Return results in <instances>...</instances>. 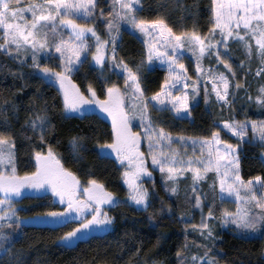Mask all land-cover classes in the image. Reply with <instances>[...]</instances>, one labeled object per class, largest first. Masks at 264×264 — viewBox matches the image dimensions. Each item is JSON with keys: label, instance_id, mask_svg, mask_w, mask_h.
I'll list each match as a JSON object with an SVG mask.
<instances>
[{"label": "snow or ice", "instance_id": "obj_1", "mask_svg": "<svg viewBox=\"0 0 264 264\" xmlns=\"http://www.w3.org/2000/svg\"><path fill=\"white\" fill-rule=\"evenodd\" d=\"M98 3L99 0H0V55L15 65L0 63V71L21 80L20 88L13 86L14 95L28 87L25 81L30 77L57 86L60 115L65 118L74 114L82 117L95 106L107 113L112 122V139L103 143L97 140L92 150L100 159L108 158L107 150L115 153L123 168L120 176L126 196L121 198L109 190L103 180L91 174V166L85 185L64 166L49 142L51 133L57 129L52 122L57 97H52L49 103L42 99L43 91L37 88L29 97L26 105L29 111L19 131L13 129L9 110L18 121L20 104L10 98L0 101V264H26L21 259L23 250L13 249L23 235L22 225L27 226L26 222L37 217L57 227L74 224L56 238L58 247L71 248L88 239L91 233L106 231L115 223V216L107 209L127 204L138 211L147 210L155 195L152 169L160 172L165 193L176 197L180 195V179H188L186 173L190 174V184L184 191L189 210L179 211L176 219L189 220L196 210L201 216L198 224L191 227L184 224L185 243L176 253L181 264H219L210 255L221 239L215 234V222L221 228H231L232 235L239 239H264V82L257 85L254 97L247 92L253 58L258 60L254 75L264 76V0H210L205 9L206 32L198 27L197 0L192 4L174 0V6L181 11L177 18L181 24L179 31L169 20L167 0H156L155 4H147L146 0H107L108 10L100 8L97 12ZM144 12L155 14L141 15ZM185 16L192 17L190 28L183 26ZM122 30L143 37L145 50L139 61L129 63L118 57ZM233 43L242 49L247 65L241 59L233 66L230 59ZM186 53L195 62V80L188 75ZM206 58H214L216 64L205 66ZM50 62L57 66L52 67ZM158 63L166 68L164 78L155 91L149 92L147 73L154 71ZM221 64L225 71L218 70ZM25 68L29 70L27 73ZM81 69H85V79L89 73L95 76L103 98L92 82L86 83L82 91L72 80V74ZM113 74L117 79H112ZM241 89L246 92V100L261 110L257 118L248 116L247 109L243 119L236 118L235 97ZM201 91L206 110L214 95L221 111L231 110L230 117L220 119L213 115L217 127L210 136H174L162 126L163 114H171L175 119H194L193 109L200 104ZM154 112L161 115L154 116ZM137 119L138 130L133 131ZM221 128L231 133L236 142L221 139ZM92 138L83 130L69 136L74 161L84 160V153L89 151L87 141ZM142 140L147 144L146 152L141 151ZM174 141L180 147L174 146ZM189 141L192 154L187 150ZM245 143L261 146L258 157L261 171L247 179L242 174ZM21 151H27L34 162V169L22 174L18 170ZM209 174H213L210 181ZM144 179L153 180L151 191L142 183ZM205 183L207 188L203 187ZM48 190L59 198L61 207L33 215L19 214L17 198L26 193L46 194ZM158 199L157 211L172 216L173 205L163 197ZM226 201L234 203L235 209L222 207ZM176 207L179 208V202ZM148 220L154 221L155 217L150 214ZM189 231L199 233L204 241L191 242L204 249L202 254L192 252L184 256L182 249L189 248ZM139 254L140 248L136 247L133 255ZM260 256L264 259V246ZM102 264L111 262L105 260ZM129 264L147 261L130 259ZM151 264L163 261L152 259Z\"/></svg>", "mask_w": 264, "mask_h": 264}, {"label": "trees", "instance_id": "obj_2", "mask_svg": "<svg viewBox=\"0 0 264 264\" xmlns=\"http://www.w3.org/2000/svg\"><path fill=\"white\" fill-rule=\"evenodd\" d=\"M200 8L198 17V27L201 32L207 31L206 17L208 13L205 11L209 5L210 0H197ZM147 4H155L156 0H146ZM182 4H192L193 0H180ZM107 0H99L97 5V12L100 8H104L107 11ZM168 15L170 22H173V27L178 31L181 24L177 22V18L181 16V11L174 6V0H167ZM154 12H144L141 15H154ZM184 27L192 26V17L185 16L183 21ZM102 27V26H99ZM99 30V28H98ZM101 35H104L101 32ZM233 46L238 49V45L233 43ZM145 46L143 44V38L138 34L132 35L129 31L122 30L121 38L119 40V47L117 50L118 57L122 56L129 63L139 61ZM233 56V55H232ZM231 56V62L235 67L239 60L243 57L235 58ZM242 56V55H240ZM190 56L185 54L184 62L188 68V75L193 80L196 79L195 62L189 58ZM241 58V59H240ZM213 59H210L212 61ZM206 61L209 59L206 58ZM6 62L9 65H13V61L7 60L3 55H0V63ZM258 61H255L251 67L253 72L247 76V92L253 96L255 79L254 71ZM51 63V62H50ZM56 66V63H51ZM27 73L29 70L24 69ZM85 69H81L79 73L72 74V80L83 91L86 83L92 82L93 86L97 88V94L102 96L100 92L99 82L95 79L92 73H89L87 79H85L83 72ZM165 71L156 67L154 71L147 73L149 92L155 91L159 83L164 78ZM112 79H117L113 74ZM237 79H240L238 73ZM261 82H264L263 76L259 77ZM28 87L23 89L22 93L13 94L14 88L21 87V80L18 77H14L8 74L6 71H0V101L6 98H10L16 103L20 104L18 109V121L16 118L11 117L9 110V117L12 122L13 129L20 130V124L24 121L29 109L26 108L29 97L33 96L37 88L43 91L42 99H47L51 103L52 97H57L56 108L53 116V123L57 125L56 132L51 133L50 143H53L59 158L66 168L75 172L82 184H86L89 176L87 169L89 166L92 168V175L104 181L106 187L115 192L119 197L125 198L126 186L123 184L120 173L123 168L120 167L119 162L112 156L108 155L106 159H100L93 146L96 141L100 143L104 141H111L112 139V122L102 118L98 113L91 112V114H84L82 117L77 115H71L67 118L60 115V99L57 94V88L55 85H48L40 82L36 77L27 78L25 81ZM122 83V80L120 81ZM201 89L203 90L204 81L201 80ZM209 90L211 86L208 84ZM213 96H211L212 99ZM231 99V97H230ZM246 100V92L241 89L237 92L235 97L236 118L243 119L246 108L241 107V104ZM37 106L40 104V99L36 101ZM249 106L253 108V103H249ZM227 110L230 117V109ZM154 116H160L159 113H153ZM213 115H215L209 106L205 109L203 94L201 91L200 104L193 109L194 119H175L171 114H163L164 126L174 136L181 134L185 136L207 137L211 135V132L217 125L213 124ZM247 115L251 118H257V115L247 110ZM111 120V118H109ZM83 130L92 135V139L87 141L89 151L84 153V160L81 162L74 161L70 148L68 145L69 136L77 131ZM138 130L136 127L135 131ZM250 134V133H249ZM221 139L227 140L231 143H235L231 133H227L226 130L221 128ZM59 141V143H57ZM142 151H147V144L142 140ZM174 146L180 147L178 141H174ZM197 150L199 145L196 146ZM261 146L259 144L243 145L242 155L244 160L242 161V174L245 179L249 175H255L258 171H261V165L258 157L260 155ZM183 151V148H181ZM188 153L192 154L191 142H188ZM19 172L22 174L24 171H32L34 169L33 159L27 151H21L19 153ZM151 168V161H148ZM153 178L155 181V195L151 198V203L147 210L138 211L135 207H130L127 204L121 205L118 208H109L108 211L111 215L115 216V223L103 234L91 235L83 242H79L71 248H61L56 244V238L64 231H67L69 227H73L71 224L67 227L47 226V225H35L32 223L27 226L22 225V233L14 246L13 251L19 249L23 250L21 259L26 264H102L103 261L108 260L111 264H129V260L133 261H147V264H151L152 259L157 261H163V264H181L177 259L176 253L178 248L185 243L184 224L191 227L192 224L198 220L200 212L198 210L192 212V218L186 221H180L176 219L179 211L189 210V205L185 201L184 191L185 186L190 184V174L188 179H180V195L179 197L170 196L165 193L162 186L161 175L157 169H152ZM213 178V174H209L208 180ZM151 191L153 180H148L146 183ZM204 188H207V183L203 184ZM31 196V195H30ZM158 197H163L165 201L173 205V214L169 216L167 214L161 215L157 209L160 208V200ZM35 198V199H34ZM39 199V200H38ZM21 203L19 200L15 203ZM179 202V208L176 207ZM22 204V203H21ZM25 211L23 213L32 214L44 212L51 208H59L60 203L55 201L52 193L42 194L37 198L36 196H26L24 199ZM22 204V205H24ZM222 207H228V201L222 205ZM21 211V210H20ZM207 211V208L204 209ZM155 217L154 221H149L148 216ZM220 238L217 240L215 247H212L210 255L217 258L219 264H240L241 261L244 264H264V259L260 256V250L264 246V239H239L232 235V230L222 229L220 232ZM187 239L189 242V248L183 251L184 256H189V250L194 244L193 240H201L202 238L192 232H188ZM195 246V245H194ZM136 247L140 248L139 257L133 255ZM195 251L194 248L191 249ZM204 251L203 248H199L200 254Z\"/></svg>", "mask_w": 264, "mask_h": 264}, {"label": "rangeland", "instance_id": "obj_3", "mask_svg": "<svg viewBox=\"0 0 264 264\" xmlns=\"http://www.w3.org/2000/svg\"><path fill=\"white\" fill-rule=\"evenodd\" d=\"M139 36H141L140 34H138ZM142 37V36H141ZM143 38V37H142ZM230 47L232 48V55L235 57V58H239V57H243V59H245V63H246V65L248 64V61H247V59L245 58V56L243 55V53H242V49L238 46V49H236L234 46H233V44H230ZM186 55H188V56H190L191 54L190 53H186ZM240 55H242V56H240ZM232 56V57H233ZM241 59V58H240ZM255 61H258V60H256L255 58H253V60H252V62H251V67L254 65V63H255ZM203 63H204V65L205 66H208L209 64H213V65H215L216 64V60L213 58V60L212 61H210V59H209V61H206V59L203 61ZM258 63V62H257ZM51 66L52 67H56L57 66V64H56V66L54 65V64H51ZM157 66L158 67H160V68H162L164 71H166V68H164L163 66H160L159 65V63L157 64ZM218 70L219 71H225V69H224V67H223V65L221 64V65H219L218 66ZM263 79H264V76H263ZM259 82H260V80H259V77H256L255 76V79L253 80V83H254V91H255V93H254V95H253V97L257 94L256 93V88H257V85L259 84ZM210 86H211V84H210V82L208 83ZM56 88H57V86H55ZM101 96V95H100ZM213 97H212V99H211V101H212V103H210L208 106L210 107V109L212 110V112L215 114V116L217 117V118H220V119H228L229 118V116H228V112H227V110H223V111H221L220 110V105H218V104H216L215 103V96L214 95H212ZM101 98H103V94H102V96H101ZM243 107H245L247 110H251V112H253L254 114H258L261 110L257 107V105L253 102V108H251V106H249V102L247 101V100H245L244 102H243ZM92 112H95V113H98L102 118L104 117L106 120H108L109 122L111 121L109 118H111L110 116H108V114L107 113H104L102 110H100L99 108H98V106H95L94 107V110L92 111ZM85 114H91V112H89V113H85ZM74 115H77V116H80L79 114H74ZM137 125H138V119H137V121L136 122H134L133 123V125H132V130L133 131H135V129H136V127H137ZM108 151V153H109V156H112L114 159H115V153H113V152H111V150H107ZM141 151H142V144H141ZM116 160V159H115ZM119 162V161H118ZM149 179H144V180H142V183L143 184H145V185H147L146 183H147V181H148ZM82 185H85V184H82ZM48 193H51V191L50 190H48L47 191ZM29 195V197H31V196H36L37 198H39V196L40 195H35V194H31V196H30V194H24L21 198H17L15 201H17V200H19L22 204H24V199H25V197L26 196H28ZM35 199V198H34ZM55 199V201H57L58 203H60V201H59V198L57 197V198H54ZM39 200V199H38ZM21 203H19V202H17L16 204H17V206H18V208L21 210L20 212H19V214L21 215V216H27L28 214L27 213H23L26 209H25V204L24 205H22ZM60 206H61V204H60ZM227 208H229V209H235V204L234 203H232V202H228V207ZM108 210V209H107ZM33 214H35V213H32V214H29V215H33ZM200 216H201V214L199 215V217H198V220L195 222V224H198L199 223V221H200ZM41 219L42 218H40V217H37L36 218V220L35 221H33V222H26V224H29V223H32V224H35V225H47V226H55V225H52V224H48V223H43V222H41ZM74 225V224H73ZM75 226V225H74ZM222 229H231V228H227V227H225V228H221V226H220V224H219V222H215L214 223V230H215V234H216V236H218V237H220V232L222 231ZM232 230V229H231ZM106 231H108V230H106ZM106 231H98V232H93V233H91L90 234V236L91 235H97V234H103V233H105ZM189 232H192V231H189ZM192 233H194V232H192ZM196 234H198L199 235V233H196ZM192 248H194L195 249V251H192L191 249L192 248H190V250H189V256L191 255V253L192 252H199V248H197L196 246H191ZM198 254H200V253H198Z\"/></svg>", "mask_w": 264, "mask_h": 264}]
</instances>
